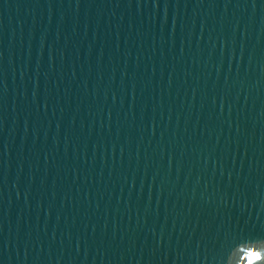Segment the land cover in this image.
<instances>
[{"label": "water", "instance_id": "water-1", "mask_svg": "<svg viewBox=\"0 0 264 264\" xmlns=\"http://www.w3.org/2000/svg\"><path fill=\"white\" fill-rule=\"evenodd\" d=\"M264 264V0H0V264Z\"/></svg>", "mask_w": 264, "mask_h": 264}, {"label": "snow or ice", "instance_id": "snow-or-ice-1", "mask_svg": "<svg viewBox=\"0 0 264 264\" xmlns=\"http://www.w3.org/2000/svg\"><path fill=\"white\" fill-rule=\"evenodd\" d=\"M261 259V256L259 253H256V252H253L252 255H251V260L249 262V264H252L253 261H257V260H260Z\"/></svg>", "mask_w": 264, "mask_h": 264}]
</instances>
